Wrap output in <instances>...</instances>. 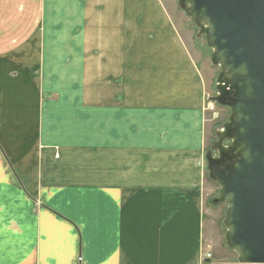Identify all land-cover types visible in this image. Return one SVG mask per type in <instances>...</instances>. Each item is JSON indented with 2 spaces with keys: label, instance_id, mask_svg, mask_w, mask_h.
I'll use <instances>...</instances> for the list:
<instances>
[{
  "label": "crops",
  "instance_id": "0c3cea01",
  "mask_svg": "<svg viewBox=\"0 0 264 264\" xmlns=\"http://www.w3.org/2000/svg\"><path fill=\"white\" fill-rule=\"evenodd\" d=\"M164 1L0 0V264H217L211 96Z\"/></svg>",
  "mask_w": 264,
  "mask_h": 264
},
{
  "label": "water",
  "instance_id": "95a60500",
  "mask_svg": "<svg viewBox=\"0 0 264 264\" xmlns=\"http://www.w3.org/2000/svg\"><path fill=\"white\" fill-rule=\"evenodd\" d=\"M219 68L210 101L229 110L204 155L225 205L226 247L239 264H264V0H177Z\"/></svg>",
  "mask_w": 264,
  "mask_h": 264
},
{
  "label": "rangeland",
  "instance_id": "374dc122",
  "mask_svg": "<svg viewBox=\"0 0 264 264\" xmlns=\"http://www.w3.org/2000/svg\"><path fill=\"white\" fill-rule=\"evenodd\" d=\"M164 3L168 8L173 23L182 39V42L184 43L187 52L204 78L207 94L209 96H213L216 92L215 85L219 68L214 66L210 61L211 50L206 46L204 36L198 34L196 26L178 7L177 0H165ZM7 23L8 28L11 31L16 28L15 23L13 29H11L13 23L6 22L3 26L5 27V29H3L4 32L9 30L7 28ZM31 25L32 27H35L36 22L32 23ZM14 40L15 38L13 36L4 39L0 41V47L10 44ZM205 109L208 112V123H206L207 128L206 134L204 136V146L206 152L210 151L212 154H215L212 148V144L217 140L215 132L217 129H220L225 122L228 121L229 110L226 107L219 106L216 103L210 101L206 102ZM205 173V181L207 184H209L210 188L207 191V197L205 199L206 214H204V217L206 220L207 232L206 240L203 242V246L210 253L213 251L211 258L212 261H215L217 264H239L237 262L236 255L226 247L223 239L224 227L222 225V220L225 205L219 202H212L214 198L218 197V185L208 178L206 170ZM216 249L219 251L217 252Z\"/></svg>",
  "mask_w": 264,
  "mask_h": 264
},
{
  "label": "built area",
  "instance_id": "2783aa9c",
  "mask_svg": "<svg viewBox=\"0 0 264 264\" xmlns=\"http://www.w3.org/2000/svg\"><path fill=\"white\" fill-rule=\"evenodd\" d=\"M212 108V107H211ZM205 257L206 258H210L211 257V254L210 253H207L206 255H205Z\"/></svg>",
  "mask_w": 264,
  "mask_h": 264
},
{
  "label": "trees",
  "instance_id": "16d2710c",
  "mask_svg": "<svg viewBox=\"0 0 264 264\" xmlns=\"http://www.w3.org/2000/svg\"><path fill=\"white\" fill-rule=\"evenodd\" d=\"M215 134H216V132H215ZM217 136V135H216Z\"/></svg>",
  "mask_w": 264,
  "mask_h": 264
}]
</instances>
